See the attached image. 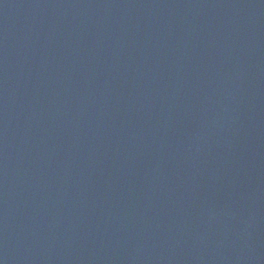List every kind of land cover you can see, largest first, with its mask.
<instances>
[{
    "label": "water",
    "instance_id": "1",
    "mask_svg": "<svg viewBox=\"0 0 264 264\" xmlns=\"http://www.w3.org/2000/svg\"><path fill=\"white\" fill-rule=\"evenodd\" d=\"M0 264H264V0H0Z\"/></svg>",
    "mask_w": 264,
    "mask_h": 264
}]
</instances>
